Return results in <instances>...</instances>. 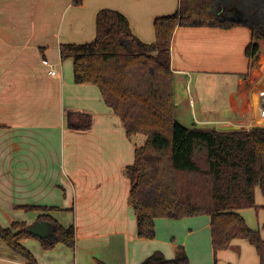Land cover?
Masks as SVG:
<instances>
[{
    "label": "crops",
    "instance_id": "obj_1",
    "mask_svg": "<svg viewBox=\"0 0 264 264\" xmlns=\"http://www.w3.org/2000/svg\"><path fill=\"white\" fill-rule=\"evenodd\" d=\"M178 9L179 0H0V225L27 229L49 216L76 232L74 248L59 244L45 251L39 240H23L38 264H143L156 252L173 260L178 247L190 264L260 263L245 240L215 255L207 216L157 219L155 239L138 237L124 170L146 137L128 138L100 90L75 84L74 66H64L73 61L61 59V45L92 43L102 10L124 16L135 37L150 45L156 41L155 20ZM251 42L252 33L244 27L175 30L174 94L187 90L180 103L183 110L189 106L190 118H184L192 125L264 127V49L250 69L246 50ZM43 60L60 76L51 77ZM218 78L234 85L225 106L216 103L210 115L201 94ZM89 121V129L71 128ZM255 205L262 228L259 188ZM0 264L27 262L0 239Z\"/></svg>",
    "mask_w": 264,
    "mask_h": 264
},
{
    "label": "trees",
    "instance_id": "obj_2",
    "mask_svg": "<svg viewBox=\"0 0 264 264\" xmlns=\"http://www.w3.org/2000/svg\"><path fill=\"white\" fill-rule=\"evenodd\" d=\"M78 4V1H77ZM242 21H235V12ZM251 31L246 50L250 69L259 61L264 45V0H179V9L154 22L156 41L141 42L121 14L102 10L96 18V39L89 44L61 45L63 61L72 60L77 85H93L104 103L119 117L128 138L146 137L135 149L134 163L124 170L131 182L130 205L137 217L140 239L153 240L157 219L184 220L207 216L211 220L215 255L245 240L255 248L264 264V225L251 229L241 214L256 208L255 190L264 197V127L218 131L193 124L188 128L176 118L171 44L177 28ZM90 121L71 125L89 129ZM38 222L49 224L52 236L41 240L28 234L24 224L11 229L0 225V239L27 264H38L24 245L39 240L45 251L63 244L74 248L76 232L49 216ZM13 230H18L14 234ZM101 264V263H100ZM143 264H190L183 247L173 260L161 252Z\"/></svg>",
    "mask_w": 264,
    "mask_h": 264
},
{
    "label": "rangeland",
    "instance_id": "obj_3",
    "mask_svg": "<svg viewBox=\"0 0 264 264\" xmlns=\"http://www.w3.org/2000/svg\"><path fill=\"white\" fill-rule=\"evenodd\" d=\"M96 31V28H95ZM91 36L89 39L91 42H93L96 37ZM95 38V39H94ZM264 49V45H262ZM64 66H73L72 62L64 63ZM235 81V80H234ZM215 86L212 88H203L201 98L203 99L204 106L209 110L210 115H215L216 112V103L220 102L219 106H225V99L228 95V91H230L231 88H233L234 82L232 80H225L224 78H218L214 80ZM187 90H183L182 92H179L178 90L175 92V106H176V118L179 121L180 124H182L185 127H192V124L188 121L190 118L191 110L189 106H186V108L183 110V105L180 103L181 98L184 99V101L187 98L186 95ZM217 106V105H216ZM215 107V108H214ZM220 107V108H221ZM189 117L188 120L184 118ZM190 125V126H189ZM244 210L241 211V214ZM244 219L246 220L248 226L253 230H261L259 225V217L256 215L253 208L246 209L243 213ZM11 229V228H10ZM13 233H18V230H13ZM262 234L264 236V232L262 231Z\"/></svg>",
    "mask_w": 264,
    "mask_h": 264
},
{
    "label": "water",
    "instance_id": "obj_4",
    "mask_svg": "<svg viewBox=\"0 0 264 264\" xmlns=\"http://www.w3.org/2000/svg\"><path fill=\"white\" fill-rule=\"evenodd\" d=\"M234 20L235 21L243 20V16L241 12H238V11L235 12ZM240 129H248V128H242L240 126H221L218 128V131L228 132V131H235V130H240ZM24 230L28 234H31L32 236L39 238L41 240L49 239L52 236V231H51L49 224L44 223V222H37L31 227L27 229L25 228Z\"/></svg>",
    "mask_w": 264,
    "mask_h": 264
},
{
    "label": "built area",
    "instance_id": "obj_5",
    "mask_svg": "<svg viewBox=\"0 0 264 264\" xmlns=\"http://www.w3.org/2000/svg\"><path fill=\"white\" fill-rule=\"evenodd\" d=\"M44 66L50 69V76L51 77H58L60 76L59 72L57 71L56 67L50 64L47 60H43Z\"/></svg>",
    "mask_w": 264,
    "mask_h": 264
}]
</instances>
